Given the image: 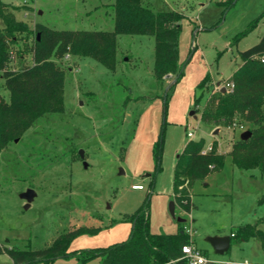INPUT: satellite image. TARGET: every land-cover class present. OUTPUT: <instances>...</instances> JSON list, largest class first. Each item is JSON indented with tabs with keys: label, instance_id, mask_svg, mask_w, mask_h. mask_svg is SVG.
Instances as JSON below:
<instances>
[{
	"label": "rangeland",
	"instance_id": "374dc122",
	"mask_svg": "<svg viewBox=\"0 0 264 264\" xmlns=\"http://www.w3.org/2000/svg\"><path fill=\"white\" fill-rule=\"evenodd\" d=\"M0 1L18 8L15 19L30 29L41 25L54 31H113L114 0ZM144 2L153 11L183 15L178 40L182 76L172 87L173 76L164 83L155 79L154 40L149 36H116L114 70L90 58L56 60L64 72V111L42 117L0 153V264H12L4 249L40 250L79 227L94 232L75 236L68 252L125 242L133 226L127 218L145 202L150 233L174 234L178 223L168 205L173 201L175 164L187 142L199 139L204 148L216 147L223 166L191 188L184 185L193 206L185 214L175 206L176 217L185 220L182 228L192 218L193 245L208 258L264 263L260 241L242 240L238 233L246 225L264 232V177L258 170H237L230 157L232 143L243 133L238 125L245 130L249 126L238 120L237 126L213 128L200 120L213 84L228 82L241 65L239 54L263 35L264 0ZM260 17L255 28L237 38ZM207 75L211 83L201 92L197 85ZM0 96L9 98L1 76ZM188 132L193 133L191 139ZM28 189L35 196L24 209L21 195ZM215 234H232L230 249L221 256L207 243ZM49 264L81 260L71 257Z\"/></svg>",
	"mask_w": 264,
	"mask_h": 264
},
{
	"label": "trees",
	"instance_id": "16d2710c",
	"mask_svg": "<svg viewBox=\"0 0 264 264\" xmlns=\"http://www.w3.org/2000/svg\"><path fill=\"white\" fill-rule=\"evenodd\" d=\"M17 10L0 1V76L9 92L8 100L0 96V153L42 117L64 111V72L56 60L69 56L90 58L106 69L114 70L118 63L116 36H149L154 40L155 79L164 83L167 77L173 76L172 87L182 76L178 40L183 15L176 11H153L144 0H114L113 31L104 32L54 31L41 25L30 29L26 23L15 19ZM261 17L251 22L237 38L255 28ZM30 37L32 45L28 47ZM22 41L23 48L20 46ZM239 58L241 65L229 80L233 88L206 99L200 120L213 128L245 121L250 135L232 143V166L242 172L258 170L264 177V61H261L264 58V33L258 43L240 53ZM209 83L211 79L207 75L198 83L197 89L202 92ZM199 100H195V106ZM203 149V139L189 141L177 158L172 195L181 213H189L193 206L184 185L191 188L194 182L223 166V158L216 153L214 145L205 155L201 154ZM127 220L133 223L128 239L107 248L68 252L75 236L94 232V229L79 227L61 233L40 250L3 249L12 264H49L71 257L80 259L81 264L91 260H97V264H188L181 248L189 244V238L182 232L180 223L175 234L150 233L147 202ZM238 233L242 240H259L264 251V232L246 225Z\"/></svg>",
	"mask_w": 264,
	"mask_h": 264
},
{
	"label": "built area",
	"instance_id": "2783aa9c",
	"mask_svg": "<svg viewBox=\"0 0 264 264\" xmlns=\"http://www.w3.org/2000/svg\"><path fill=\"white\" fill-rule=\"evenodd\" d=\"M261 61H264V58L261 59ZM224 88L225 90H231L233 88V85L230 81L226 82V83H216L213 84V87L211 89V93H217L220 92V90ZM234 126H237V124H233ZM238 128L244 132L246 131L244 129V127L242 125H238ZM187 137L188 138H192L193 137V133L192 132H188L187 133ZM210 151H212V145H209L207 147H205L202 151L201 154L205 155L207 153H209ZM136 190L142 189V186H136L135 187ZM190 217V215H188ZM191 219L188 220L189 226H185L182 228V232L188 236L189 238V244L188 245H184L181 248V253L183 254V258H185L188 261V264H252V263H248L247 261H244L243 263H233V262H229V261H218V260H213L208 258L207 256H205L204 254H202L199 250H197L194 245H193V241H192V235L194 234L193 229L191 228ZM232 237V235H231ZM1 244H0V248H1ZM259 264H264V263H259Z\"/></svg>",
	"mask_w": 264,
	"mask_h": 264
},
{
	"label": "water",
	"instance_id": "95a60500",
	"mask_svg": "<svg viewBox=\"0 0 264 264\" xmlns=\"http://www.w3.org/2000/svg\"><path fill=\"white\" fill-rule=\"evenodd\" d=\"M225 91L226 90L224 88H222L220 90L221 93H224ZM189 115L193 116L194 112L193 111L190 112ZM217 131L218 130L215 129L214 135L217 133ZM249 135H250V132L248 130H246V131H244L241 134L240 138L241 139H246V138H248ZM78 156L82 160L83 166L87 167L86 162L83 160L84 156H83V152L82 151L78 152ZM34 196H35V193L31 189H28L26 192H24L21 195V198L25 201L24 209H28L30 207V203H31V201H32ZM168 213H169L170 217L173 220H175L177 223H184L185 220L181 219L180 217H176V215H175V203H174V201H171L169 203V205H168ZM207 243L211 246L214 254L221 256V255H223L224 253H226L229 250L231 239H230L229 236H223V237L212 236V237H208L207 238Z\"/></svg>",
	"mask_w": 264,
	"mask_h": 264
},
{
	"label": "crops",
	"instance_id": "0c3cea01",
	"mask_svg": "<svg viewBox=\"0 0 264 264\" xmlns=\"http://www.w3.org/2000/svg\"><path fill=\"white\" fill-rule=\"evenodd\" d=\"M184 214H185V213H184ZM191 221H193L192 218H191ZM175 233H176V232H175ZM175 233H174V234H175ZM231 235H232V234H231ZM212 236L223 237L222 235H218V234H217V235L215 234V235H212ZM212 236H211V237H212ZM230 238H231V236H230ZM229 249H230V248H229ZM213 260H214V259H213ZM218 261H222V260H218ZM229 262H231V261H229Z\"/></svg>",
	"mask_w": 264,
	"mask_h": 264
},
{
	"label": "bare ground",
	"instance_id": "6f19581e",
	"mask_svg": "<svg viewBox=\"0 0 264 264\" xmlns=\"http://www.w3.org/2000/svg\"><path fill=\"white\" fill-rule=\"evenodd\" d=\"M135 187H136V186H135ZM135 187H134V189H136Z\"/></svg>",
	"mask_w": 264,
	"mask_h": 264
}]
</instances>
